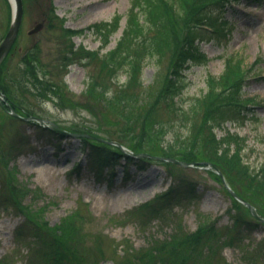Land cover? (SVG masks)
I'll list each match as a JSON object with an SVG mask.
<instances>
[{
    "label": "rangeland",
    "instance_id": "rangeland-1",
    "mask_svg": "<svg viewBox=\"0 0 264 264\" xmlns=\"http://www.w3.org/2000/svg\"><path fill=\"white\" fill-rule=\"evenodd\" d=\"M23 1V17L6 61L4 80L16 76L20 57L33 53L39 77L50 89L42 97H33L10 80L19 107L63 129H86L100 139L121 143L128 155L132 153L127 145L134 142L145 107L137 104L154 97L168 73L169 59L142 62L140 87L123 91L135 93V102L120 91L126 82L124 73L117 71L109 78L100 72V57L120 38L131 0ZM10 15L11 10L0 0V42L9 28ZM117 15L118 27L103 43L99 25L114 24ZM221 17L226 35L210 36L199 44L204 58L184 71V86L174 102L177 108L188 110L205 93L207 78L222 73L225 58H241L248 71L242 98L250 100L252 117L244 124L227 123L215 133L221 137L229 131L242 137L245 163L259 169L264 167V0H233ZM38 23L43 25L41 30L29 35ZM63 29L81 32L68 38ZM70 45L75 49L71 55ZM86 51L98 55L88 58ZM6 111L0 104V264H47L45 236L51 232L48 237L55 244L54 232L62 221L68 232L75 230L61 246L66 250V264H140L134 257L161 247V242L165 247L155 257L159 264H264V223L243 204L235 203L226 189L249 200L264 218V194L245 181L228 175L219 182L204 165H166L158 159L146 164L143 171L131 165L125 176L121 167L113 175L104 168L97 177L93 157L90 161L77 138L64 139L62 149L55 151L35 138L37 133L30 124L11 120ZM161 120L173 124L163 126L152 138L153 145H146L166 152L163 145L172 134L183 135L187 129L180 114L173 118L165 108L160 109L156 122ZM76 163L78 173L72 170ZM177 180L185 187L193 184L196 197H180L164 221L148 216L144 221L138 208ZM13 184L25 186L19 198L23 213L1 207V198L13 192ZM256 222L260 223L253 227ZM201 227V236H205L200 245L182 242Z\"/></svg>",
    "mask_w": 264,
    "mask_h": 264
},
{
    "label": "trees",
    "instance_id": "trees-1",
    "mask_svg": "<svg viewBox=\"0 0 264 264\" xmlns=\"http://www.w3.org/2000/svg\"><path fill=\"white\" fill-rule=\"evenodd\" d=\"M231 1L233 0L130 1V8L125 17V24L120 38L115 42L113 49L100 57V72L105 73L104 75L109 78L116 76L117 71L124 73L126 82L121 87L120 91L122 93H125L123 92L125 89H138L140 87L138 83H140V75L143 69L142 62L145 59L153 58L159 63L164 58H168V73L160 82L161 84L154 93V97L149 101L137 104L139 107H145L139 115L140 124L134 142L127 146L134 154H144L145 156L137 158L128 156L119 148V145L122 146L121 143H118V146L113 145L108 140L100 139L89 130L63 129L57 125L68 133L83 135L76 140L79 141L84 151L88 152L90 161L93 157L97 166L95 170L97 177H100L104 168L108 169L109 173L113 175L114 169L117 166L121 167L122 173L126 176L128 166L134 165L136 171H143L146 169V164L155 159L161 160L166 165H170V163L165 159H176L192 165L211 163L223 177L233 175L245 181L246 185L248 184L264 194V167L253 169L245 163L243 159L245 140L234 132L226 131L221 137H218L215 133L217 129H223V126L227 123L244 124L245 120L252 117L253 106L248 105L250 100L242 98L248 71L243 68L241 58H225L222 73L218 77L207 78L205 93L195 99L194 105L188 110L177 108L174 102L178 96V91L184 86V71L191 63H197L204 58L199 49V44L210 39V36L219 38L226 35L227 30L223 27L225 24L221 12ZM3 2L10 10L8 0H3ZM119 18L118 15L113 17L114 24L110 22L99 25L101 27L100 33L104 38L103 43L107 41L112 31L117 29ZM80 32L81 30L63 29V35L68 38H72ZM74 50V46L70 45L69 55L74 54ZM12 51L13 48L0 64V93L9 105L8 111L17 114L21 118L7 113L13 121L30 124L37 133L36 139H43V141L52 145L55 151H59L62 149L64 139L74 137L62 131L42 127V125L33 121L32 118L38 116H35L32 111L19 107L20 104L16 96L10 90V80V83L15 84L19 90L33 97H42L46 90L50 89L49 84L39 77L35 54L25 53L20 57L21 66L15 74L16 76H11L8 82L4 80L6 61ZM84 55L91 58L97 56L98 53L86 51ZM67 57H64V59H67ZM97 85L96 82L95 86ZM104 88L107 89L106 86ZM126 93L125 95L135 102V93L127 91ZM161 108H165L173 118L180 114L187 129L183 135H179L178 132L172 134L171 140L166 141L163 145L166 152H163L164 150L161 147H147V145H153L152 138L160 134L163 126L173 124L172 120V122L167 123L163 120H161L162 122H156ZM196 118H198L197 121ZM79 169V163H76L72 168L77 173ZM212 172L219 182H222L220 176L214 171ZM170 176L173 178L174 175L170 174ZM12 188L13 192L7 193L1 198V207L6 210L11 209L13 212L23 213L19 198L23 195L25 186L21 187L13 184ZM227 193L230 195L228 191ZM234 193L251 204L246 198L235 191ZM180 197L194 199L196 197L194 185L188 183L185 187L183 181L177 180L165 191L157 194L151 202L142 204L137 211L144 217V221L147 220V216L149 219L164 221V219L169 218L170 207L173 203L178 202ZM234 202L241 204L236 199H234ZM259 223L256 222L252 226L257 227ZM65 225L66 222L62 221L58 226V232H54L56 233L55 244L48 237L51 232L45 236L48 249L44 258L47 264H66V257H64L66 250L61 246L65 240L70 241L71 234L75 233V230L72 228L68 232ZM203 230L204 227L197 228L195 233L188 235L182 242L197 247L202 243L205 236H201ZM255 230L256 228L252 231ZM161 244V247H155L142 253L138 258L134 257V259L140 264H159L160 262L155 263V257H158L165 247V243L161 242Z\"/></svg>",
    "mask_w": 264,
    "mask_h": 264
},
{
    "label": "water",
    "instance_id": "water-1",
    "mask_svg": "<svg viewBox=\"0 0 264 264\" xmlns=\"http://www.w3.org/2000/svg\"><path fill=\"white\" fill-rule=\"evenodd\" d=\"M11 6V23L10 26H8V30L5 34V36L3 37L2 41L0 42V63L3 60L2 58H4L7 53L9 52V50L11 49L10 47H12V45L14 44L19 28H20V24H21V19H22V14H23V3L22 0H8ZM43 27L42 23H38L36 25H34L33 29H31L28 34H34L36 32H38L39 30H41V28ZM0 100H3L0 97ZM36 121H38L39 123H43V125L46 126H50L53 129L57 130V127L52 124V123H48L49 125H47L46 120H42V119H35ZM175 163H179L182 166H189L188 164L185 163H181V162H177L176 160H172ZM209 167L211 168H215L212 164H207ZM246 206H248L251 210V213L253 214L252 216H255L257 218H259L258 216H256L257 214L255 213L253 207L249 206V204Z\"/></svg>",
    "mask_w": 264,
    "mask_h": 264
}]
</instances>
